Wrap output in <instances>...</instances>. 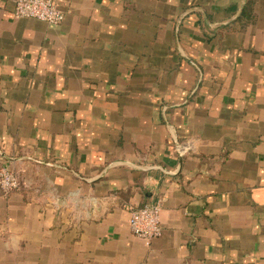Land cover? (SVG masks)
Returning a JSON list of instances; mask_svg holds the SVG:
<instances>
[{"label": "crops", "instance_id": "1", "mask_svg": "<svg viewBox=\"0 0 264 264\" xmlns=\"http://www.w3.org/2000/svg\"><path fill=\"white\" fill-rule=\"evenodd\" d=\"M53 1L0 0V264H264V0Z\"/></svg>", "mask_w": 264, "mask_h": 264}, {"label": "built area", "instance_id": "2", "mask_svg": "<svg viewBox=\"0 0 264 264\" xmlns=\"http://www.w3.org/2000/svg\"><path fill=\"white\" fill-rule=\"evenodd\" d=\"M12 14L18 18H35L50 25H58L64 13L53 0H14ZM0 188L12 192L19 188L17 177L7 165H0ZM128 213V226L132 234L150 245L162 233L159 203L151 205H125Z\"/></svg>", "mask_w": 264, "mask_h": 264}, {"label": "rangeland", "instance_id": "3", "mask_svg": "<svg viewBox=\"0 0 264 264\" xmlns=\"http://www.w3.org/2000/svg\"><path fill=\"white\" fill-rule=\"evenodd\" d=\"M18 190V189H17ZM16 191V190H15ZM7 193H10V192H7Z\"/></svg>", "mask_w": 264, "mask_h": 264}]
</instances>
